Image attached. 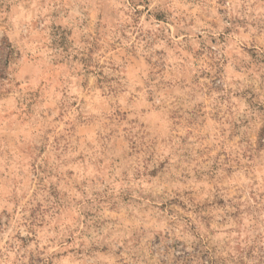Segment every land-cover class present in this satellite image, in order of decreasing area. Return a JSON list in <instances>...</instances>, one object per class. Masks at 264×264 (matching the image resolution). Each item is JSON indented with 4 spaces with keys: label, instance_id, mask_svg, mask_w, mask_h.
<instances>
[{
    "label": "rangeland",
    "instance_id": "1",
    "mask_svg": "<svg viewBox=\"0 0 264 264\" xmlns=\"http://www.w3.org/2000/svg\"><path fill=\"white\" fill-rule=\"evenodd\" d=\"M0 264H264V0H0Z\"/></svg>",
    "mask_w": 264,
    "mask_h": 264
}]
</instances>
